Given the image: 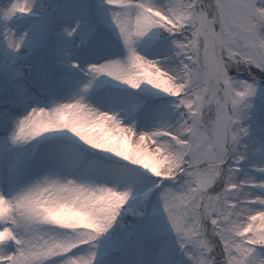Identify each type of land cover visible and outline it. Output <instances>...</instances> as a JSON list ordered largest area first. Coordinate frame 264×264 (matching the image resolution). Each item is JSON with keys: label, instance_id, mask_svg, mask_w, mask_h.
<instances>
[{"label": "snow or ice", "instance_id": "6c2138e0", "mask_svg": "<svg viewBox=\"0 0 264 264\" xmlns=\"http://www.w3.org/2000/svg\"><path fill=\"white\" fill-rule=\"evenodd\" d=\"M226 5L0 0V264H264V92L228 63L264 52Z\"/></svg>", "mask_w": 264, "mask_h": 264}, {"label": "clouds", "instance_id": "9594fccd", "mask_svg": "<svg viewBox=\"0 0 264 264\" xmlns=\"http://www.w3.org/2000/svg\"><path fill=\"white\" fill-rule=\"evenodd\" d=\"M201 2L210 10H214L217 4V0H201ZM225 16L237 29V31L230 33L234 41L238 42L241 47L258 49L260 52H264V40L250 39L255 33L264 35V11L253 14L247 10L246 0H227ZM238 21L241 22L238 23ZM228 63L234 76L258 82L261 85V91L264 92V69H256L253 72V66L246 62L243 56L229 57ZM257 97L252 100L255 106L250 109L251 112L255 110Z\"/></svg>", "mask_w": 264, "mask_h": 264}, {"label": "rangeland", "instance_id": "374dc122", "mask_svg": "<svg viewBox=\"0 0 264 264\" xmlns=\"http://www.w3.org/2000/svg\"><path fill=\"white\" fill-rule=\"evenodd\" d=\"M103 0H95V3H102ZM114 39V37H113ZM141 48H144V42H141ZM159 99L171 101L174 97H169L167 94H162ZM248 123L252 126V136L251 140L254 141L253 147L257 149L255 154H252V160L254 162H264V134L257 131L258 125L264 124V95H260L256 99V107L253 112H251L250 119ZM103 158L112 159V154L104 153Z\"/></svg>", "mask_w": 264, "mask_h": 264}]
</instances>
